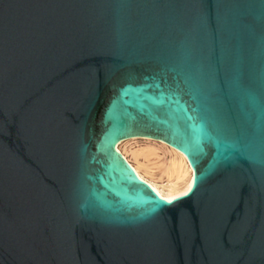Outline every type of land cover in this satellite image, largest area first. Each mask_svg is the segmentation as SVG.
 I'll return each instance as SVG.
<instances>
[{
  "label": "water",
  "instance_id": "obj_1",
  "mask_svg": "<svg viewBox=\"0 0 264 264\" xmlns=\"http://www.w3.org/2000/svg\"><path fill=\"white\" fill-rule=\"evenodd\" d=\"M0 264H264V0H0Z\"/></svg>",
  "mask_w": 264,
  "mask_h": 264
},
{
  "label": "bare ground",
  "instance_id": "obj_2",
  "mask_svg": "<svg viewBox=\"0 0 264 264\" xmlns=\"http://www.w3.org/2000/svg\"><path fill=\"white\" fill-rule=\"evenodd\" d=\"M116 148L136 174L165 200L192 184L193 170L185 155L162 140L134 136L121 140Z\"/></svg>",
  "mask_w": 264,
  "mask_h": 264
},
{
  "label": "snow or ice",
  "instance_id": "obj_3",
  "mask_svg": "<svg viewBox=\"0 0 264 264\" xmlns=\"http://www.w3.org/2000/svg\"><path fill=\"white\" fill-rule=\"evenodd\" d=\"M157 87H159V85H157ZM164 95L166 94L162 92L161 96L163 97ZM161 102H163V99H161ZM176 103H179V101L177 100ZM193 111H196V110L194 109ZM189 119L194 122L192 125V128H193V132L196 134V137L198 138V140H202L203 136L206 134V126L203 124V122H200L198 124L195 123V121L197 120V117L195 116H189ZM195 182H196V177L194 176L193 184H190L188 189H186L184 192L178 193L177 196L187 195L188 191H190L195 186ZM177 196H168L166 200L168 203H171L174 199L177 198ZM149 199H152V198L149 197ZM160 199L164 200L165 198L161 197ZM158 207L159 205H155L150 211L155 212L158 209Z\"/></svg>",
  "mask_w": 264,
  "mask_h": 264
}]
</instances>
